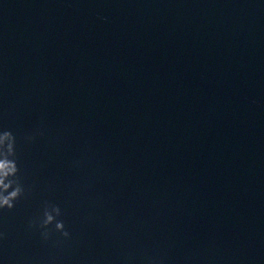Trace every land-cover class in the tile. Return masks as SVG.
Returning <instances> with one entry per match:
<instances>
[{
    "label": "clouds",
    "instance_id": "1",
    "mask_svg": "<svg viewBox=\"0 0 264 264\" xmlns=\"http://www.w3.org/2000/svg\"><path fill=\"white\" fill-rule=\"evenodd\" d=\"M43 133L37 131L24 137L26 142H33L37 135ZM19 156L17 150V136L11 129L0 130V211H11L18 201L25 198L27 190L22 182ZM62 209L58 204L45 201L40 214L29 221V229L38 230L43 241L47 242L54 234L68 240L71 233L67 230L62 217ZM5 238V233L0 232V239Z\"/></svg>",
    "mask_w": 264,
    "mask_h": 264
}]
</instances>
